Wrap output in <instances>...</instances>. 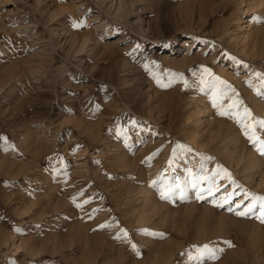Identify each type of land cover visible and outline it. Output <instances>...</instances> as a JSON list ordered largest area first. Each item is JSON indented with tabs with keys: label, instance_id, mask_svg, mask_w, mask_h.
<instances>
[{
	"label": "rangeland",
	"instance_id": "rangeland-1",
	"mask_svg": "<svg viewBox=\"0 0 264 264\" xmlns=\"http://www.w3.org/2000/svg\"><path fill=\"white\" fill-rule=\"evenodd\" d=\"M256 73L264 0H0V264H264Z\"/></svg>",
	"mask_w": 264,
	"mask_h": 264
},
{
	"label": "snow or ice",
	"instance_id": "snow-or-ice-1",
	"mask_svg": "<svg viewBox=\"0 0 264 264\" xmlns=\"http://www.w3.org/2000/svg\"><path fill=\"white\" fill-rule=\"evenodd\" d=\"M210 71H211L210 69H207V68L204 69L205 73H210ZM256 75L260 76V75H264V74L256 73ZM216 79H219V78L217 77ZM164 86H167V85H164ZM214 104H215V102H214ZM245 113L250 115V112L248 109H245ZM226 114L227 113H225V112H221V115H226ZM259 123L262 127H264V120L259 121ZM245 135H248V132H246ZM253 137H255V132L252 133V136L250 137V139H252ZM254 142L259 145V150L262 153H264V139H257V140H254ZM193 187H195V184L193 185ZM180 191H181V198H184L183 190H180ZM162 195L166 196V194L164 192H162ZM198 197L203 198L202 196H199V193H198ZM257 201H259V214L258 215L255 211V209L257 207ZM229 211H232V209L229 208ZM249 213L256 215L257 219H260L262 222H264V197H255L251 204L247 205V207H245L243 211L238 212L239 215H248ZM100 226L103 227L104 225H100ZM125 235H127L126 231H125ZM227 243L229 245L231 244V242H227ZM132 247L135 248L136 245L133 244ZM220 251H222V249ZM200 252H201L202 256H206L208 259H211V260L218 259L217 250L210 247L208 244L203 245L200 248Z\"/></svg>",
	"mask_w": 264,
	"mask_h": 264
},
{
	"label": "bare ground",
	"instance_id": "bare-ground-1",
	"mask_svg": "<svg viewBox=\"0 0 264 264\" xmlns=\"http://www.w3.org/2000/svg\"><path fill=\"white\" fill-rule=\"evenodd\" d=\"M80 233H81V231H80ZM0 239L3 241L4 239H5V236H4V234L3 233H1L0 234ZM47 244V243H46ZM60 244V243H59ZM51 245V244H50ZM68 245V244H67ZM18 247H19V245H17ZM27 248H28V252L30 251L32 254H34L36 251V249H38V248H36V249H34V247L33 246H26ZM55 247V246H54ZM42 251V250H41ZM53 252V251H52ZM85 255V254H84ZM83 255V256H84ZM88 256V255H87ZM87 256H86V258H87ZM84 260V259H83ZM86 260V259H85ZM88 260V259H87ZM113 260H115V259H113ZM110 261V260H109ZM84 262V261H83ZM82 262V264H87V261H86V263H83ZM77 263V262H76ZM79 264V263H78ZM81 264V263H80ZM105 264H107V263H105ZM110 264V263H109ZM115 264V263H114Z\"/></svg>",
	"mask_w": 264,
	"mask_h": 264
}]
</instances>
